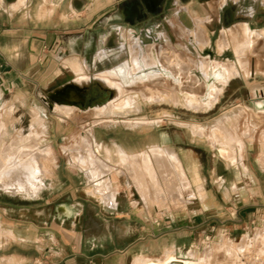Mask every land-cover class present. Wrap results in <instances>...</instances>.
Segmentation results:
<instances>
[{"label": "rangeland", "instance_id": "obj_1", "mask_svg": "<svg viewBox=\"0 0 264 264\" xmlns=\"http://www.w3.org/2000/svg\"><path fill=\"white\" fill-rule=\"evenodd\" d=\"M219 1L75 0L74 14L58 21V27L63 29L60 45L53 50L44 49L46 60L49 62H43L34 76L24 83L23 88H15L14 83L8 81L10 76H13L10 74L5 77L0 69V91L3 92L0 106L4 102H6L5 106H14L11 114L4 111L0 114V165L3 153L10 150L13 153L27 144L34 146L31 149L38 148V151H46L48 155L46 187L36 197L31 198L23 194H11L0 190V213L6 214L5 217L10 218V222L17 225L19 233L23 234L22 229L26 226L32 225L34 229L40 227L43 218L40 216L41 212L43 211V214L46 212L51 218L57 203L69 201L71 198L69 193L74 189L76 190L74 196L82 206L80 218L85 222L91 217L103 224L117 221L112 215L114 213L101 203L98 196L95 198L89 195V185L84 179L83 171L68 165L69 156L76 151L94 153L102 161L104 168H99L98 172L104 177L107 187L113 194L117 195V191L124 192L119 195L121 212L137 214L140 218L139 223L144 224L143 235H152L151 229L147 227L149 221L160 216L159 212L170 210H162L160 206L175 202V206L179 207L187 203L182 198L173 200L170 197L166 201L161 198L160 201L158 198H152L150 190L153 186L155 187L156 180L153 178L148 156L150 145H165L173 149H194L201 160L206 159L211 165L210 161L216 158L215 149H220L215 133L219 130L220 124H223L224 129L234 133V139L230 144L227 143L231 153L222 154L223 158L230 160L233 167L236 166V159L239 158L241 151L243 155L245 147L257 150L256 154L251 151L253 158L257 160L261 158L258 155H264V96H260L261 91L264 93V74L262 73L264 62H256L257 68L255 63L251 68L248 60L246 68L249 73L243 76L245 79L240 78L242 76L235 77L225 86L217 85L221 88V92L210 107L202 105L193 109L183 100L189 94L193 96L192 98L197 97L196 100L207 101L206 91L201 86L202 77L208 72L206 65L214 67L236 63L231 49L234 42H239V36L233 34L234 38L238 36V39L231 37L233 41L225 36L223 29L230 27L228 31H234L232 25L246 22L249 9L256 10L262 2L261 0L257 2L227 0L225 3L223 0V5L219 6ZM210 12L216 17L204 19L201 22L194 20L196 17H207ZM105 37L107 39L103 44ZM106 48L112 49L114 53L117 52L115 49L126 51V61L136 60L135 64L132 63L138 71L155 66L158 70L154 75L148 76L149 79L147 83L144 82V87L157 89L165 99L148 102L149 92L141 85L143 83L138 82L130 85L131 91L124 89L121 92L126 97V106L112 108L109 115L104 114L103 108L94 109L93 114L66 108L71 110V114H65L62 112L63 107L50 106L45 94L46 91L54 90L60 83L59 80L56 81L60 66L64 65V69L66 67L64 74L70 71L71 62L83 69H89L95 57L100 56ZM131 52L135 53L130 60ZM249 55L248 53L246 59L250 58ZM145 56H147L146 61ZM97 62L98 69H101ZM147 64H153V66H147ZM256 73L257 75L254 76ZM36 77L39 79L37 84L31 82ZM79 79L77 78L76 84L80 83ZM82 79L85 81L87 78ZM150 79L152 81L148 82ZM9 85L13 88L10 89ZM255 89H259L257 93L253 92ZM20 90L27 95L21 97ZM173 95H177V104L169 101ZM255 100L263 102L257 105ZM131 104L134 108L129 109ZM101 117V120L96 119ZM136 118L161 121L151 126L133 127L122 123L136 120ZM41 120L46 128L43 137L42 132H39ZM108 120L118 122L114 124L109 123ZM31 122L34 124L30 125ZM178 123L197 124L202 127L190 131L188 126ZM90 135L96 142L109 147L108 156L104 146L86 142V138L91 139ZM112 143L123 147L130 152V155L125 153L124 156H117L113 152ZM65 148L69 152H65ZM258 164L264 170V164L260 162ZM233 167L230 168L232 171H229L235 174ZM233 174L228 173V176L232 177ZM137 181L142 182L145 187L143 192L140 191V184ZM131 188L138 193L140 204L137 202V195L130 193ZM210 197L219 196L211 195ZM195 198L202 200L203 195L196 194L192 202ZM141 204L147 210L143 209ZM153 204L157 207L154 208ZM263 218L264 215H260L258 220ZM102 229L105 230L106 227L87 226L85 233L87 235L101 234ZM109 229L116 232L115 227H109ZM123 229L125 232L128 231L129 235L119 233L118 229L119 239L116 238L112 243H97L96 247L103 253L113 249L128 250L130 255L143 253V255L154 257L153 255H157V252L171 245L169 241L153 242L146 238L133 247V244L129 245V242L136 235L141 234L140 227L128 226ZM244 231L251 232L250 225ZM239 236L236 237L228 230L223 232L215 229L210 234H200L199 237H195L192 245L181 246L176 254L182 256L191 250L193 255L188 257L196 264H227V258L224 257L227 255L226 250L219 242L226 239L231 244L239 245L240 242H237ZM164 257L163 254L160 259Z\"/></svg>", "mask_w": 264, "mask_h": 264}, {"label": "crops", "instance_id": "obj_2", "mask_svg": "<svg viewBox=\"0 0 264 264\" xmlns=\"http://www.w3.org/2000/svg\"><path fill=\"white\" fill-rule=\"evenodd\" d=\"M255 1L257 2V0ZM261 1L260 7H257L256 10L252 9V13H249L246 22L232 25L233 34L241 35L239 41L246 35L248 38L250 37V40L248 39L250 41V45L248 43V53L250 54L248 60L254 62L256 68V62H264V0ZM223 3L224 1L220 0L219 6H222ZM75 8V0H0V69L5 77L10 74L13 76H10L8 81L14 83L15 88H23L24 83L34 76L42 63L49 62L46 60L45 50H53L59 46L61 35H63V29L58 27V21L74 14ZM213 17L216 16L210 12L207 17H196L195 19L204 20ZM240 27H245V29H239ZM225 29H230V27L223 30ZM246 29H248L247 33ZM262 73L264 74V72ZM256 75L257 73L254 76ZM231 79L233 77L228 82ZM37 80H39L38 77L31 82L37 84ZM1 81L4 82V79L1 78ZM55 89L46 92L53 93ZM258 90L255 89L253 92L257 93ZM19 94L21 97L27 95L21 90ZM261 95H264L262 91ZM2 97L3 92L0 91V101ZM4 104L0 106V114L2 111L11 114L14 106H5ZM62 112L71 114L70 110L66 109H63ZM33 124L31 122L30 125ZM40 127L39 132H42L41 136L43 137L46 128L42 120ZM189 129L192 131L196 128ZM94 142L96 145L104 146L100 142L95 140ZM114 145L117 144L112 143V148ZM152 145L158 146V144ZM117 146L130 155V152L123 147ZM245 148L243 155H241L242 151L238 155L239 158L236 159L234 167L228 159L223 158L218 148L215 149L216 158L210 161L211 165L206 159L205 161L201 160L194 149L174 148L181 160L186 177L191 183L192 195L201 194L203 198L202 200L195 198L192 202V197L190 201L179 208L175 204L169 203L165 208L160 207L162 210L170 209L164 210L162 213L155 209L160 216L147 224L152 235H143L144 224L139 223L138 219L140 218L137 214L121 212L119 195L124 192L118 191L115 206L107 207L100 200L107 209L114 213L112 215L117 221L112 223L103 224L94 220L93 217L88 218L87 222L81 219L82 206L74 196L75 189L71 193L68 192L71 195L69 201L57 203L51 218L46 212L43 214L42 211L40 216L43 218L40 227L35 229L32 225L23 227V234L19 233L16 224L10 222V218L5 217L6 214L0 213V264H135L136 259H160L167 251H173L178 256L176 251H180L181 246L192 245L195 237H199L200 234H210L215 229L223 232L228 230L237 237L248 228L252 220L257 221L260 215H264V170L258 164L259 162L264 164V155L260 152L262 156L258 155L261 158L257 160L251 154V151L256 154L257 150ZM67 163L70 166L68 160ZM231 167L236 171L235 174L231 172ZM228 173L233 176L229 177ZM88 193L91 197L96 198L97 196L90 192L89 188ZM130 193L137 195V202L140 204V197L134 188H131ZM211 195L219 197L212 198ZM153 205L154 208L157 207L155 204ZM142 208L147 210L143 205ZM137 225L140 227L141 234L136 235L129 245L133 244L134 247L148 238L153 242L169 241L170 247L157 252V255H153L154 257L143 255V253L130 255L128 250L116 251L113 249L103 253L96 247L97 243H112L116 238L119 239L118 229L119 233H125L126 236L129 235L128 231L125 232L123 228ZM87 226H104L106 229H102L101 234L87 235L85 233ZM109 227H115V234ZM187 253L182 256H186Z\"/></svg>", "mask_w": 264, "mask_h": 264}, {"label": "bare ground", "instance_id": "obj_3", "mask_svg": "<svg viewBox=\"0 0 264 264\" xmlns=\"http://www.w3.org/2000/svg\"><path fill=\"white\" fill-rule=\"evenodd\" d=\"M194 20L197 22L202 21L201 19H194ZM241 28L245 29V27H240L239 29ZM247 30L248 29H246V33ZM183 32L186 33L185 30H183ZM232 35H233V31H228V29H225V36L227 38H231ZM240 36H239V40H240ZM236 37L238 39V36ZM236 37L235 38L232 37V38L236 39ZM249 38L248 35H246L243 37V39L241 38L242 39L241 41L234 42L235 44H233L231 50L234 55L236 63L229 64L226 66L217 65L214 67L210 66L209 64L206 65V69L208 72L205 73V75L202 77L203 83L201 86L204 87L206 91L207 101L203 102L200 101L199 99L196 100L197 97L196 98L194 97L195 98L194 99L192 98L193 96L191 97L189 94H187V96H185L183 100L188 104L189 107L193 109H197L202 105L210 107L211 104L214 103L218 98L217 95H219V93L221 92V88H219L217 85L224 86L230 78L232 77L234 78L235 76L243 77L249 73L246 68V64L249 63L247 62L248 59H246L248 53V46L250 45V41H248ZM106 39H107L106 37L103 38V44H105ZM224 42L226 41L224 40ZM115 51L117 52L114 53L112 49L106 48L101 53L100 56L95 57L94 59L95 61L90 65V67H88L89 69H83L81 66H77L78 64L76 65V63L71 62L70 71L64 74L63 71L66 69V67L64 69V65H61L60 71H58L56 75L58 78L56 81L59 80L60 83L57 85V88L53 93L46 92L45 94L46 101L49 103V105L54 107H63L64 109L71 108V110L73 108L75 111L79 110L82 112H87V114L88 113L93 114L92 111L96 108H103L104 114L106 115H109L110 110L116 106H121V107L126 106V97L122 95L123 93L121 92L124 89L130 90L131 89L130 85H134L138 82L143 83L141 85H143L144 87V82L146 81L145 83H147V79H149L148 76L154 75L158 69L155 66H153V64L151 65L147 64V66H153V67L138 71L134 67L136 60L133 62L132 59L133 56L132 54H134L135 52L134 53L131 52L129 56V59L130 60L132 59V62L134 63L133 64L132 62L126 61V56H127L126 51L122 52L119 49H115ZM144 58L146 61L147 56H145ZM150 61H148L149 64ZM96 62L99 64L101 69H98ZM250 67L251 68L254 67V62H250ZM253 74H254V70L252 71V75ZM81 77L82 78L86 77L87 79L85 81H82L83 79ZM77 78H80L79 84L75 83L77 81ZM114 78H116L117 80H113ZM151 81L152 79H150L148 82ZM144 88H146L147 91L149 92L147 96L148 102L150 103L158 102L165 99L164 95L162 96L159 93V91H157V89H151L148 86H145ZM89 91L91 92V95L96 99L95 102L90 100V97L88 95ZM256 95L258 96V94ZM169 101H172L174 104H177L178 103L177 95H173L171 99H169ZM255 101L257 105L261 103V100H255ZM130 108L132 109L134 108V106L131 104L129 109ZM68 110L69 109H67V111ZM74 110L73 112H75ZM96 119L101 120L102 117ZM160 121H161L160 119L151 120L147 118H143V119L136 118V120L123 121L122 123L130 127H133L140 125L151 126L153 124L159 123ZM108 122L109 123L112 122L115 124L118 121L115 122L114 120H108ZM178 124L185 125V123H178ZM185 126H188L189 128L200 127L199 125H187V124ZM215 136L220 143L219 150L221 154L223 155L230 154L231 150L229 151V149L227 148V143L230 144L231 141L234 139V133L224 129L223 124H220V128L215 133ZM86 142L95 144L93 138L89 139V137L86 138ZM23 147L24 148H22L21 150L18 151L16 150L13 153L10 152L11 151L10 150L2 154L3 159L1 158L2 163L0 165V190L12 194L19 193L27 197L34 198L46 187L45 181H46V174H48V167H47L48 155H46L47 153L44 150L38 151V148L31 149L34 146L28 144ZM105 151L107 152V156H108L109 149L105 147ZM65 152H69L67 148H65ZM113 152L117 156L125 155V152L117 145L113 146ZM148 156L151 161L152 175L154 180H156L155 187L153 186L152 189L150 190L152 198L153 199L158 198V201H160L161 198V200L164 199L166 201L167 198L172 197L173 200L182 198L187 202L190 201L193 197L192 195L193 192L191 191L192 190L191 183L186 177V174L180 162L181 160H179L174 149L165 145L161 147L156 145L155 146L151 145V147L148 149ZM134 159L136 158L134 157ZM68 162L71 166L80 168L83 171L84 179L89 185L88 188L90 192L97 195L107 207H112L117 204V195L113 194L109 190V187H107L108 185L106 184V180L98 172L99 168H104V164L102 163V161H100V159L96 156V154L94 155V153L88 151H76V153H71ZM195 182L196 180L194 181V183ZM138 183L140 184V191L143 192L145 187L143 186L142 182H138ZM143 202L145 203L144 198H143ZM160 207L165 208L166 206L162 205ZM219 243L226 250L227 255L224 257L227 258L226 259L228 261L227 264H242L240 262L239 254H238L241 244L239 245L233 243L231 244L226 239ZM164 255L165 257L163 259H156V260L145 259V258L136 259L135 264H196L193 259H190L188 257L190 255H193L192 251L188 252L187 256H181V257L176 256L175 252L173 251H167L165 252Z\"/></svg>", "mask_w": 264, "mask_h": 264}, {"label": "built area", "instance_id": "obj_4", "mask_svg": "<svg viewBox=\"0 0 264 264\" xmlns=\"http://www.w3.org/2000/svg\"><path fill=\"white\" fill-rule=\"evenodd\" d=\"M9 88H13L9 85ZM251 232L244 231L238 238V254L242 264H264V218L250 222Z\"/></svg>", "mask_w": 264, "mask_h": 264}, {"label": "water", "instance_id": "obj_5", "mask_svg": "<svg viewBox=\"0 0 264 264\" xmlns=\"http://www.w3.org/2000/svg\"><path fill=\"white\" fill-rule=\"evenodd\" d=\"M88 95H89V97H90V100H92L93 102L96 101V99L91 95V92H90Z\"/></svg>", "mask_w": 264, "mask_h": 264}, {"label": "clouds", "instance_id": "obj_6", "mask_svg": "<svg viewBox=\"0 0 264 264\" xmlns=\"http://www.w3.org/2000/svg\"><path fill=\"white\" fill-rule=\"evenodd\" d=\"M225 3H227V0H225ZM252 9H249V13L251 14L252 13Z\"/></svg>", "mask_w": 264, "mask_h": 264}]
</instances>
